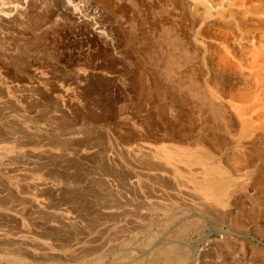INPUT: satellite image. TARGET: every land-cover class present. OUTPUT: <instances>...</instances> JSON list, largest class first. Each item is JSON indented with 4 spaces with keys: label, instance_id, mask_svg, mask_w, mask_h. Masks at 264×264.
I'll return each mask as SVG.
<instances>
[{
    "label": "rangeland",
    "instance_id": "374dc122",
    "mask_svg": "<svg viewBox=\"0 0 264 264\" xmlns=\"http://www.w3.org/2000/svg\"><path fill=\"white\" fill-rule=\"evenodd\" d=\"M24 1L0 0V264H264V0H72L90 25Z\"/></svg>",
    "mask_w": 264,
    "mask_h": 264
},
{
    "label": "bare ground",
    "instance_id": "6f19581e",
    "mask_svg": "<svg viewBox=\"0 0 264 264\" xmlns=\"http://www.w3.org/2000/svg\"><path fill=\"white\" fill-rule=\"evenodd\" d=\"M38 1V0H37ZM54 1H56V0H54ZM66 2H65V5L63 6V5H61V6H63V7H65V8H67V14L69 15V17L68 18H70V20H73V21H78V20H80V19H82L83 20V22H86V23H89V25L90 24H92L93 22H94V20L96 19V17H97V11H95V10H92L91 8L89 9V7H87V6H85V4L84 5H80V7H83V8H85V11L87 12L86 14H91L92 15V17H90L89 19H87L86 17L84 18V17H82V15H81V10H79L78 9V4H74L73 2H72V0H65ZM89 1V0H88ZM109 1V0H108ZM196 1V0H195ZM215 1V0H214ZM213 1V2H214ZM218 1V0H217ZM240 1H243V2H245L246 3V5H250L251 4V1L252 0H240ZM44 2V1H43ZM48 2H50V1H48ZM57 2H58V4H61V0H57ZM205 2H208V0H203V3H205ZM230 0H220L216 5H210V7L212 6V9L213 10H219L220 8H223V7H225V6H230ZM236 2V1H235ZM257 2V1H256ZM28 3H29V0H25L24 1V6L25 5H28ZM39 3H41V2H39ZM193 3V2H192ZM259 3V2H258ZM64 4V3H63ZM83 4V3H82ZM210 4V3H209ZM34 5V4H33ZM39 5V4H38ZM52 5V4H51ZM205 5H207V4H205ZM234 5V4H233ZM236 5V4H235ZM239 5V4H238ZM243 5V4H242ZM52 6H54V5H52ZM257 6V5H256ZM206 7V6H205ZM204 7V8H205ZM209 7V8H210ZM250 8H251V6H249ZM52 8V7H51ZM50 8V9H51ZM94 8V7H93ZM15 9H17L18 11H21V10H23L24 8L22 7V6H16V8ZM200 9V8H199ZM205 9H207V8H205ZM65 10V9H64ZM63 10V11H64ZM224 10V9H223ZM243 10V9H242ZM15 11V10H14ZM55 11V10H54ZM58 11V10H57ZM199 11V10H198ZM201 11V10H200ZM203 11V10H202ZM17 12V11H16ZM209 12H211L210 10H209ZM1 13V12H0ZM217 13V12H216ZM240 13V12H239ZM248 13V12H247ZM66 14V13H65ZM88 14V15H89ZM202 14V13H201ZM200 14V15H201ZM207 14V13H206ZM245 14V13H244ZM203 15V14H202ZM211 15V14H210ZM44 16V15H43ZM215 16V15H214ZM254 16V15H253ZM2 17H5V16H2ZM199 17V16H198ZM210 18H212L213 16H209ZM230 17V16H229ZM228 17V18H229ZM3 19V18H2ZM206 19H207V17H206ZM209 19V18H208ZM222 19V18H221ZM98 20V19H97ZM3 21V20H2ZM219 21V20H218ZM262 21V20H261ZM91 22V23H90ZM98 22V21H97ZM198 22L200 23V21L198 20ZM225 22V21H224ZM2 23V22H1ZM214 23V22H213ZM95 24H96V22H95ZM212 24V23H211ZM211 24H209V25H211ZM215 24V23H214ZM219 24V23H218ZM97 25V24H96ZM96 25H95V29H93V33L92 34H95V36L97 35V37H99L100 39H102L103 41H108V39L106 38V37H104V28H103V30H102V28L101 27H99V25L96 27ZM206 25V24H205ZM262 26V25H261ZM94 28V27H93ZM260 36V35H259ZM241 40V39H240ZM240 40H239V42H240ZM244 42V44H245V40H243ZM254 41V40H253ZM237 43V46H238V44H241V42L240 43ZM250 43V45H251V41H248V40H246V44H249ZM255 43V42H254ZM254 43H253V45H254ZM110 44V43H109ZM230 44V43H229ZM245 44V45H246ZM106 45V44H105ZM243 45V44H242ZM111 46V45H110ZM244 46V45H243ZM240 47V46H239ZM109 51V50H108ZM107 56V55H106ZM98 58H101V56H99ZM107 58V57H106ZM110 63V62H109ZM232 63V62H231ZM113 65V64H112ZM226 67V66H225ZM227 73V72H226ZM234 88V87H233ZM226 101V100H225ZM257 114V113H256ZM246 116V115H245ZM229 118V117H228ZM249 123V122H248ZM250 124V123H249ZM257 124V123H256ZM250 126H252V124L250 125ZM253 127V126H252ZM256 128V127H255ZM222 129V128H221ZM252 129V128H251ZM254 129V128H253ZM239 131V130H238ZM249 131H250V128L248 127V126H246V128H245V130H244V132L245 133H249ZM256 131V130H255ZM241 132H242V129H241ZM244 133V134H245ZM254 133V132H253ZM243 134V133H242ZM249 138V137H248ZM226 140V139H225ZM220 141V140H219ZM203 143V142H202ZM182 145V144H181ZM206 145V144H205ZM219 146V145H218ZM182 147H183V145H182ZM203 147V146H202ZM184 148H186V147H184ZM207 148H209V147H207ZM217 148V147H216ZM166 149V148H165ZM164 149V150H165ZM211 149V148H210ZM214 150V149H213ZM170 151H171V148H170ZM212 151V150H211ZM215 151V150H214ZM218 151V150H217ZM212 154V153H211ZM215 155H216V153H214ZM218 157V156H217ZM220 157H222V156H220ZM214 158V157H213ZM216 158V157H215ZM233 158V157H232ZM200 159V158H199ZM216 159H218V158H216ZM226 159H228V158H226ZM205 160V159H204ZM213 160V159H212ZM220 160V159H219ZM226 161V160H225ZM211 162V161H210ZM220 163V162H219ZM224 163V162H223ZM249 163V162H248ZM221 164V163H220ZM215 165V164H214ZM229 165V164H228ZM216 166V165H215ZM224 166V165H223ZM226 166V165H225ZM228 170H230V169H228ZM225 171V170H224ZM211 172V171H210ZM229 172V171H228ZM217 173V172H216ZM220 174V173H219ZM233 175V174H232ZM206 177V176H205ZM227 179H223V178H220V177H216V178H213V179H211L208 183V185L210 186V188L212 187L213 189H215V191H217V190H220V189H222V187H224V185H225V181H226ZM206 184V183H205ZM227 184H229V183H227ZM208 189V188H207ZM198 249V248H197Z\"/></svg>",
    "mask_w": 264,
    "mask_h": 264
},
{
    "label": "water",
    "instance_id": "95a60500",
    "mask_svg": "<svg viewBox=\"0 0 264 264\" xmlns=\"http://www.w3.org/2000/svg\"><path fill=\"white\" fill-rule=\"evenodd\" d=\"M207 237H208V236H207ZM207 237H206V238H207Z\"/></svg>",
    "mask_w": 264,
    "mask_h": 264
},
{
    "label": "crops",
    "instance_id": "0c3cea01",
    "mask_svg": "<svg viewBox=\"0 0 264 264\" xmlns=\"http://www.w3.org/2000/svg\"><path fill=\"white\" fill-rule=\"evenodd\" d=\"M3 99V98H2Z\"/></svg>",
    "mask_w": 264,
    "mask_h": 264
}]
</instances>
